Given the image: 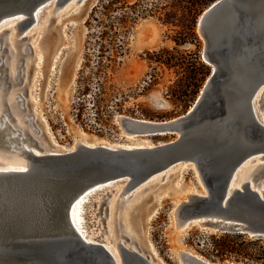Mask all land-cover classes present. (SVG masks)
Here are the masks:
<instances>
[{"label": "water", "instance_id": "obj_1", "mask_svg": "<svg viewBox=\"0 0 264 264\" xmlns=\"http://www.w3.org/2000/svg\"><path fill=\"white\" fill-rule=\"evenodd\" d=\"M45 2L0 0V19L22 16L15 15L17 8L28 6L29 13H22L27 17L19 24L21 33L34 22L36 12L40 15L48 7ZM198 29L205 40L204 59L215 69L192 109L169 121L118 119L128 133L178 132L176 140L134 148L82 144L69 153L37 158L38 165L27 176L18 170L0 171V264H117L103 243L83 238L72 220V208L94 186L90 192L102 193L124 183L123 197L165 168L181 165L198 170L201 190L176 202V229L198 223L207 230L264 239V191L257 189L264 165L253 178L255 187L246 182L242 189L233 188L238 169L259 153L264 157V121L253 100L264 87V0H217L202 14ZM3 45L0 37L2 53L8 50ZM2 53L0 78L5 88L10 76L1 70L7 69ZM5 131L0 129V147L8 148L15 139L10 138L12 128ZM24 140L41 151L30 136ZM46 218L59 225L42 229ZM82 225L86 228L87 219ZM135 246L136 250L122 248L120 264H158L142 245ZM178 257L182 264H223L188 250L179 251Z\"/></svg>", "mask_w": 264, "mask_h": 264}, {"label": "rangeland", "instance_id": "obj_2", "mask_svg": "<svg viewBox=\"0 0 264 264\" xmlns=\"http://www.w3.org/2000/svg\"><path fill=\"white\" fill-rule=\"evenodd\" d=\"M109 1L84 0L78 6L71 2L58 13L52 12L53 5L47 7L25 39L17 36L16 27L8 29L17 21L0 29V33L8 30L2 38H9L21 52L18 78L13 83L7 78L8 86L0 85V94L5 99L13 96L21 125L35 127L37 136L50 147H71L84 139L109 145L172 142L178 132L131 140L118 119L169 121L185 115L215 69L204 59L205 40L198 29L202 14L214 2L192 18L182 0ZM171 10L177 18L166 23L165 14ZM2 54L6 59L8 50ZM1 70L7 77L8 70ZM257 109L261 112V105ZM8 151L0 148V159H7L3 152ZM262 180L264 175L258 182ZM123 185L96 194L86 206V230L97 242L114 246L121 240L129 245L127 237L134 235L158 264H182L181 250L217 263L247 264L204 253L212 235L229 233L207 230L198 223L185 229L174 227L176 202L190 191L201 190V176L193 166L178 167L164 181L139 190L111 219V204L118 206L124 200L119 197ZM126 205L130 206L127 212L137 215L133 234L127 232L124 220Z\"/></svg>", "mask_w": 264, "mask_h": 264}, {"label": "bare ground", "instance_id": "obj_3", "mask_svg": "<svg viewBox=\"0 0 264 264\" xmlns=\"http://www.w3.org/2000/svg\"><path fill=\"white\" fill-rule=\"evenodd\" d=\"M71 2L77 6L82 5L84 3V1H82L81 4H79L78 0H66V2H64L62 4L58 3V0H46L45 3L48 5V7L53 5L52 12L58 13V12H60L61 8L65 7L67 4H69ZM17 11L18 12L15 13V15H22V16L16 17V16L10 15V16L3 17L2 19H0V29L3 26H5V25H7L13 21H17L16 22L17 24L13 23V26H9L8 29L11 30L14 27L19 29V24L21 23L22 20H24V18L27 17L22 13L28 14L29 13V7L28 6L19 7V8H17ZM42 13L43 12H41V14ZM41 14L38 15V12H36V17H35L34 22L27 29H25L23 32L19 33V30H18L17 36H23V35L28 36L29 33L27 34V32L29 30H31V28H33L34 25L38 26V24L40 22ZM14 18H17V19H14ZM6 31H8V30L3 29V32L0 33L1 38H2V34L5 33ZM2 39L4 40L3 46H5V44L8 46V57L6 59H4V57H3V59L5 60V65H6L7 70H8L7 75L10 76L11 83H13V82H15V80L17 79V76H18L17 71H16V64L18 63L17 60L19 59L21 52L18 51V49H16L14 44L10 43L9 38L4 37ZM8 58H10L9 66L7 65V59ZM207 63L210 64L209 62H207ZM214 68H215V66H214ZM1 87L3 88V86H1ZM263 94H264V87L260 88L259 91L256 93V95L253 98V100L255 101V107H254L255 112H257V111L259 112V110H257V105H261L262 103H264V98L262 97ZM17 95H18V98H20V95L19 94H17ZM12 99H13V96L5 99V97L0 94V129H5L6 130L5 132H10V129L12 128L10 138L15 139V141L11 142V145L8 148H5L4 146L0 147L2 150H5V149L7 151L10 150V151H8V153L3 152L4 156L7 159H5V160L0 159V171L18 170V171L25 172L24 176H27L28 173L31 172L38 165V162L40 161V159H37V158H44L45 156H48L50 154L69 153L71 151H75L82 144L83 145H89V146L109 145V144H103V143H92V142H88L87 140L84 139V140H79L75 145H72L71 147H64V148L50 147L47 144H45L41 140L40 137L37 136V133H35V132H37L35 127H33V129H30V127H23L21 125V119H19L20 112H19L18 106L15 103V101ZM261 100H263V101H261ZM260 102H262V103L260 104ZM6 109L10 112V113L9 112L8 113L11 115L12 119H7V115H5ZM259 114L264 121V108H262V106H261V112H259ZM26 117L29 119L28 116H26ZM14 121H16L15 125L13 123ZM7 124H9L10 127H8ZM167 133H171V132L135 135V134L128 133L125 131L126 136L129 137L131 140H134V141H136L138 139V137H146V136H152V135H165ZM29 136L31 137L32 140L37 142V145H38V147L41 148L42 152L39 150V148L30 144V142H28L27 140L26 141L24 140V139H27ZM10 138H9V140H10ZM109 146H122V147H127V148L148 147L145 145H139V144H133V143L128 144V145L118 144V145H109ZM27 151H31L32 154L29 155V153H27ZM14 154L17 157H14ZM38 155L42 156V157H37ZM262 155H263V153H259L257 155V157L251 156L252 158H250L246 163H244L238 169V173L236 175V180L233 184V186H234L233 188H241L242 189L243 184L246 182H251L252 186L255 187L254 186L255 182L253 181V178L255 175L260 173V171L262 170L263 165H264V157L261 158ZM21 156H23V157H21ZM257 160L262 161V163L256 162ZM183 167H185V165L180 166V168H183ZM172 171H174V169L170 170V167L165 168L164 170L160 171V172H163V174L156 175L154 177L152 176L153 178L150 177L151 179L148 182H147V180H145L144 182H142V185H140L136 189H132V190L126 192L123 196L124 199L126 197H129V196L132 197L133 194H135L139 190L147 189L149 186H151L152 184H154L156 182L164 181V179ZM262 176H260L259 178H261ZM145 182H147V183H145ZM259 183L261 184V186L257 187V189L259 191H261V190L264 191V180H262ZM125 186H126V184H124L123 187L121 188L120 194L123 192ZM95 187H97V186H94V187L90 188L89 190H87L85 193H83V195L87 194V193H89V195H87L85 198L81 197L77 201L75 206L72 208L71 214H72V220H73L74 224L76 225L80 234L83 236V238H85L88 242L97 243V241L93 237L89 236L86 228L82 225V223H85V221H86L85 217H86V213H87V209H86L87 204L91 203L92 198L96 194H98L95 192H90ZM192 192L193 191L188 192L185 195V197H183V198H188V196H190L192 194ZM119 197H120V195H119ZM57 199H58V201L60 200V198H58V197L56 198V200ZM180 200L181 199H179L178 201H180ZM123 202H124V200H123ZM45 206L48 208L50 206V202H49L48 198H47V201L45 202ZM118 206H119V204H118ZM118 206H113L111 204V212H110L111 219H113L114 215H116L117 210L119 208H121ZM129 207H128V205H126L124 208L126 210L125 211L126 217L124 220H125V223L127 225V232H131L133 234L136 232V216L137 215H135V211L129 210V212H127V209H129ZM54 208L58 210L59 202L56 203ZM51 212L54 214H58L57 211L54 210L53 208L51 209ZM47 214H48V212H47ZM58 225H59V223H53L51 220L48 222L47 218H46L45 224L40 225V227L42 229L52 230ZM123 236H125V235H123ZM130 237H127V238H129L130 243H131L129 245H127L124 241H121V240L119 242L115 241L114 246L103 243V245L114 256V258L117 261V264H120L122 248H125V249L129 248L132 250H136L135 244H139V245L143 246L141 240L137 239L134 235H131ZM148 254H150V253H148ZM151 256H153V255H151Z\"/></svg>", "mask_w": 264, "mask_h": 264}, {"label": "trees", "instance_id": "obj_4", "mask_svg": "<svg viewBox=\"0 0 264 264\" xmlns=\"http://www.w3.org/2000/svg\"><path fill=\"white\" fill-rule=\"evenodd\" d=\"M111 0L108 3L114 4ZM173 1V0H171ZM176 1V0H174ZM189 7L192 18L197 13L203 11L205 6L215 2V0H182ZM177 3L179 1H176ZM176 6V4H174ZM177 13L173 10L165 14V22L169 23L177 18ZM211 243L204 245L205 254L213 255L217 258H234L237 261H242L247 264H264V239H249L242 234L229 233L217 237L212 235L210 237Z\"/></svg>", "mask_w": 264, "mask_h": 264}]
</instances>
